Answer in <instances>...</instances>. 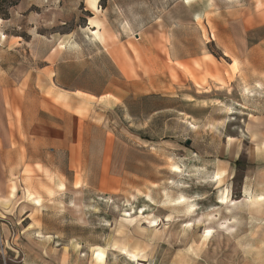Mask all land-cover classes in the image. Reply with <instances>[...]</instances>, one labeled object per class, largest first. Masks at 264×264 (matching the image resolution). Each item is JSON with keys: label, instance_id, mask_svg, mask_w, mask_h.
Masks as SVG:
<instances>
[{"label": "crops", "instance_id": "crops-1", "mask_svg": "<svg viewBox=\"0 0 264 264\" xmlns=\"http://www.w3.org/2000/svg\"><path fill=\"white\" fill-rule=\"evenodd\" d=\"M83 3L87 0L49 7L51 28L66 24L64 11L73 16ZM34 15L24 34L0 38V264H264V113L248 117L241 135H227L235 140L227 141L222 150L227 157L214 167L215 174L224 171L222 182L215 174L208 178L214 189L225 187L217 202L226 193L236 199L234 212L213 214L220 225L230 220V236L202 240L205 201L197 192L167 193L163 209L119 216L108 244L100 238L106 226L100 211L97 241L79 236L76 228L88 223L91 198L99 210L107 195L137 186L133 181L140 177L131 171L139 162L128 157L146 147L129 145L130 134L122 129L124 111L131 112L125 104L130 81L123 83L121 61L109 54L114 72L106 76L75 59V52L91 58L74 52L75 37H106L90 25L94 16L82 34L72 29L45 34ZM131 37L133 45L143 41L139 56L146 81L138 87L145 91L140 96L160 97L164 104L157 111L165 114L184 113L179 99L189 89L248 94L246 88H261L255 80L264 84V0H175ZM244 137L250 140L243 149ZM243 153L237 187L231 178ZM38 171L52 179L29 177ZM99 249L105 251L103 261L97 259Z\"/></svg>", "mask_w": 264, "mask_h": 264}, {"label": "rangeland", "instance_id": "rangeland-1", "mask_svg": "<svg viewBox=\"0 0 264 264\" xmlns=\"http://www.w3.org/2000/svg\"><path fill=\"white\" fill-rule=\"evenodd\" d=\"M10 1L16 0H8V2L6 0L2 6L0 4V16H3L0 18V38L24 34L29 27L28 16L33 13L39 25V32L45 34L51 31L64 34L71 29L75 34H82V31H86L83 28L88 18L94 16L90 17V25L99 26L106 37H98L100 43L97 37H75L74 52L81 51L80 53H85L84 56H91L83 60L81 59V57L84 58L83 55L75 52V59H80L79 65L84 62L87 65L90 63V70L112 76L114 64L110 55L116 56V59L121 61L123 83L130 81L125 91L128 97L125 104L131 113L124 111L127 120L122 129L127 135H131V131L136 133L134 136L129 135V145L146 147L144 151L128 157L139 162L131 172L140 177V181H133L137 183L136 187L127 184L123 193L107 195L104 205L100 204L99 210H96L98 209L97 203L91 198L88 223L82 228H76L79 236L88 237L90 243L97 241V211H100V223L103 216L106 225L105 231L100 228V238L104 236L108 244L112 239L110 233L112 222L117 221L119 216L141 215L153 209L165 208V194L167 193H201L205 202L200 209L205 213L207 210L212 214L219 211V213H226L225 209L223 210L224 207H220V203L217 202L219 194L224 192L225 187L214 189V184H210L208 178L215 174L214 167L217 159L224 160L227 157L226 154L222 155L227 141L233 143L235 140L234 138L229 139L227 135L231 133L241 135L240 128L246 126L248 117L253 119V115L264 113L263 83L255 80L261 88L259 90L247 89L248 94L236 89L230 90L229 93L227 91L197 92L189 89L179 99V108L185 110L184 113L173 110L165 114V111H157L164 104L160 97L140 96L145 91L138 87L146 81L142 73L143 61L139 56V50L142 48L140 45L143 41L140 40L138 46L133 45L131 41L135 40V37L131 36L141 29L143 24L159 16L175 0H98L97 2L87 0L86 4L83 3L78 10L74 11L73 16L71 10L64 11L66 13L64 18H69L68 22L52 28L49 21L54 16V11L49 13L47 10L49 7L55 3L64 2L77 4L81 0H19L16 5L7 7ZM129 27L132 32L129 31ZM92 33L98 34V31L92 30ZM119 33L122 36L114 37V34ZM233 67L235 71L238 69L237 60ZM207 88L209 89L207 91H210V87ZM203 90V88H198V91ZM160 91L165 93V87ZM106 123L108 130L111 125L108 121ZM117 133L120 132L117 131ZM244 138L243 149L250 140ZM188 139L192 140L189 145L186 144ZM240 156L239 165L235 166L236 169L231 178L237 187L243 177V164L246 159L244 153ZM173 164L182 168L180 173L174 171ZM30 174H32L30 171H26V175ZM223 174L224 171H218L215 174L218 175L219 183L222 182ZM37 175L29 177L44 176L48 180L52 179L46 171H38ZM131 179L133 180V177ZM141 179H145L147 183L143 185ZM12 188L11 192L15 194L16 185ZM43 189L49 191L48 186H43ZM227 195L228 193L224 196ZM204 232L205 226L201 237L203 241H209V238L204 237ZM2 264L5 262L3 261Z\"/></svg>", "mask_w": 264, "mask_h": 264}, {"label": "bare ground", "instance_id": "bare-ground-1", "mask_svg": "<svg viewBox=\"0 0 264 264\" xmlns=\"http://www.w3.org/2000/svg\"><path fill=\"white\" fill-rule=\"evenodd\" d=\"M95 2H97L98 0H94ZM128 25V24H127ZM126 25V26H127ZM129 26V25H128ZM125 30V29H124ZM127 31V30H126ZM98 35V34H97ZM95 37V36H94ZM248 88H246V90H247ZM173 169H174V171L175 172H177V173H180L181 172V167L179 166V165H177V164H173ZM215 178L217 179V181H219V178H218V175L216 176L215 175ZM28 195H29V197H33L34 196V192L32 191V190H28ZM182 197V196H181ZM179 199H180V197H179ZM185 199V198H184ZM221 201L219 202L220 203V205H221V207H224L223 208V210L225 209V211L226 212H228V213H232V211L234 210V206H231V204H232V202L233 203H235V201H236V199L234 200H232L231 198H229V195H227V196H221ZM187 200V199H186ZM253 200H254V198H253V196H250L249 198H248V203L251 205L252 204V202H253ZM172 202H174V201H172ZM259 202V201H258ZM180 203V202H179ZM190 203V202H189ZM196 203V202H195ZM243 203V202H242ZM255 203V202H254ZM191 204V203H190ZM196 205V204H195ZM195 205H193V204H191V206L189 207V209H191V208H194V206ZM185 207V206H184ZM188 207V206H187ZM186 207V209H188ZM188 211H190V210H188ZM184 212H186V211H184ZM197 212V211H196ZM220 212V211H219ZM190 213V212H189ZM188 213V214H189ZM218 213V212H217ZM195 215V214H194ZM202 215H205L206 217H205V219L204 220H202L203 222V225L205 226V232H204V237H206V238H208V237H214V238H218V237H225V236H230L233 232H234V227L233 226H229L228 225V223H230L229 221H228V219H227V222H226V224H225V222L222 224V225H220L221 224V222H219V219H216V216H214L212 213H203ZM218 217V216H217ZM237 217V216H236ZM236 217H234V221L237 219ZM195 218V217H194ZM200 218V217H199ZM201 219V218H200ZM197 222V221H196ZM214 222H216L217 223V227H213L211 224L212 223H214ZM155 224V223H154ZM186 227V226H185ZM260 242V241H259ZM260 244H261V242H260ZM256 251V250H255ZM97 259L98 260H100V261H103L104 259H106L105 258V256H106V254H105V251H102V250H98V252H97ZM138 260V259H137Z\"/></svg>", "mask_w": 264, "mask_h": 264}, {"label": "trees", "instance_id": "trees-1", "mask_svg": "<svg viewBox=\"0 0 264 264\" xmlns=\"http://www.w3.org/2000/svg\"><path fill=\"white\" fill-rule=\"evenodd\" d=\"M4 1H6V0H0V4H1V6H2V4H4ZM18 1L19 0H16V1H10V3L9 4H7V7H10V6H14V5H16L17 3H18ZM7 2H8V0H7Z\"/></svg>", "mask_w": 264, "mask_h": 264}, {"label": "water", "instance_id": "water-1", "mask_svg": "<svg viewBox=\"0 0 264 264\" xmlns=\"http://www.w3.org/2000/svg\"><path fill=\"white\" fill-rule=\"evenodd\" d=\"M191 141H192L191 139H188V140L186 141V144H187V145L191 144Z\"/></svg>", "mask_w": 264, "mask_h": 264}]
</instances>
